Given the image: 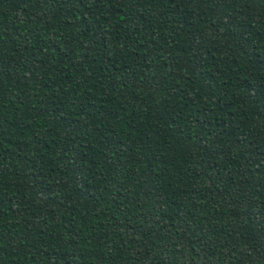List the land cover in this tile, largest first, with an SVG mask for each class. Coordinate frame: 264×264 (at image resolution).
<instances>
[{"label": "trees", "instance_id": "16d2710c", "mask_svg": "<svg viewBox=\"0 0 264 264\" xmlns=\"http://www.w3.org/2000/svg\"><path fill=\"white\" fill-rule=\"evenodd\" d=\"M0 264H264V0H0Z\"/></svg>", "mask_w": 264, "mask_h": 264}]
</instances>
